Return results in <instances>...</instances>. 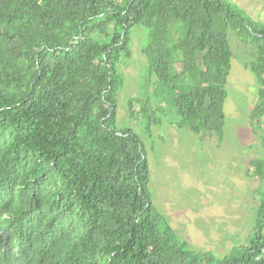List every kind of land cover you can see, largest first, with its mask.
<instances>
[{
    "label": "trees",
    "instance_id": "16d2710c",
    "mask_svg": "<svg viewBox=\"0 0 264 264\" xmlns=\"http://www.w3.org/2000/svg\"><path fill=\"white\" fill-rule=\"evenodd\" d=\"M134 26L178 129L222 142L228 29L250 50L251 121L264 116V22L229 0H0V264H264V156L245 168L243 248L193 252L153 208L140 136L116 125Z\"/></svg>",
    "mask_w": 264,
    "mask_h": 264
},
{
    "label": "rangeland",
    "instance_id": "374dc122",
    "mask_svg": "<svg viewBox=\"0 0 264 264\" xmlns=\"http://www.w3.org/2000/svg\"><path fill=\"white\" fill-rule=\"evenodd\" d=\"M255 20L264 22V0H229ZM131 57L121 63L123 84L116 97V125L139 134L148 164L152 206L193 252L220 258L243 248L254 225L258 183L244 176L247 163L264 156V116L251 121L257 83L248 70L250 50L228 29L233 58L225 84V123L220 144L215 137L193 136L176 127L171 93L145 75L141 54L148 29L130 31ZM134 102L130 115L128 101ZM154 117L139 112L148 108ZM157 124L149 125L148 119ZM264 232V230H263Z\"/></svg>",
    "mask_w": 264,
    "mask_h": 264
}]
</instances>
